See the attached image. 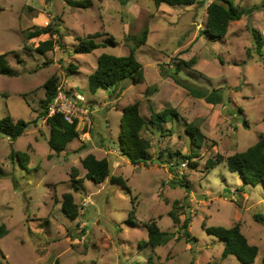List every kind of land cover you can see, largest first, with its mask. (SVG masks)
<instances>
[{
    "label": "rangeland",
    "instance_id": "1",
    "mask_svg": "<svg viewBox=\"0 0 264 264\" xmlns=\"http://www.w3.org/2000/svg\"><path fill=\"white\" fill-rule=\"evenodd\" d=\"M212 1L157 8L152 0H91L90 7L80 8L66 0H0V54H8L16 73L0 75V120L12 116L31 122L14 142L0 133V226L8 231L0 240V264H147L150 255L157 264H241L234 256L223 260L224 242L203 228L238 223L259 249L255 264L261 263L264 223L254 216H264V186L245 185L225 163L214 169L206 163L217 155L246 151L264 135V45L259 56L249 28L264 42V0H235L251 18L244 15L231 22L226 37L217 40L205 33ZM50 23L60 29L61 41L41 54L36 48L51 37L27 41L24 34ZM145 30L146 43L136 50L144 80H125L93 94L89 76L98 58L129 55ZM95 33L102 46L76 54L79 40ZM179 64L180 80L199 91L220 89L225 102L213 106L191 96L172 78ZM52 76L65 90L85 97L91 111L90 127L81 125L78 139L60 154L50 149V128L38 118L44 83ZM135 102L147 121L152 109L178 112L164 125L163 136L142 133L152 142L148 164L133 165L117 150L124 111ZM189 124L203 134L200 146L187 132ZM91 151L98 159H109L111 174L123 178L128 189L85 179L82 160ZM12 152L29 154L28 168L17 156L12 159ZM170 163L186 164L187 188L172 183ZM66 193H72L79 206L76 221L63 212ZM172 211L181 222L191 217L189 237L181 223L173 222ZM152 220L175 237L156 249L140 247Z\"/></svg>",
    "mask_w": 264,
    "mask_h": 264
},
{
    "label": "trees",
    "instance_id": "2",
    "mask_svg": "<svg viewBox=\"0 0 264 264\" xmlns=\"http://www.w3.org/2000/svg\"><path fill=\"white\" fill-rule=\"evenodd\" d=\"M157 8L165 4L171 7L181 5H196L201 0H152ZM69 6L88 8L91 6V0H81L79 2H72L66 0ZM244 15L251 18V12H245L235 6V0H213L207 7V27L205 33L212 37L213 40L223 39L228 33L229 24L234 21L242 19ZM57 20V19H55ZM250 31L256 39L257 53L262 56V48L264 42L258 32L249 27ZM148 31L145 30L139 42L130 50L127 56L117 57L109 54H102L98 58L96 70L89 76L90 91L95 94L99 90H110L117 87L125 80H132L138 84L144 80V68L136 57V50L146 43ZM27 41L49 35L50 40L41 42L36 48V51L44 54L52 51L61 41V31L55 28L52 23L45 27L35 26L33 29L25 32ZM56 37V39H54ZM99 33L91 34L79 40L75 47L76 54H89L98 50L102 45L97 42L100 38ZM114 43L112 40H108ZM27 48V46H26ZM29 49V48H28ZM181 64L177 66L172 78L177 84L189 90L191 96L204 100L207 104L216 106L223 104L225 98L222 90L215 89L212 91H199L192 89L185 82L179 79L178 74L181 70ZM68 73H72L71 68ZM0 75L14 77L16 73L11 69L8 61V54H0ZM59 78L52 76L44 83L45 99L40 102L41 112L38 115L39 119L45 120L50 128V135L48 144L52 151L57 154L66 150L69 143L78 139V124H69L65 122L61 115L49 116V108L58 94ZM141 104L135 102L129 105L123 115L122 129L118 136L117 147L121 156L128 160L133 165L148 164L150 162L149 150L152 148V142L144 137V131H149L152 134L160 133L163 136L164 125L170 123L178 116L175 109L167 108L161 112L151 110V119L147 121L140 111ZM31 122L24 120L15 121L12 116H6L0 120V133L9 138L11 141H16L25 134ZM155 129V130H154ZM187 132L192 136L194 144L200 146L204 140L203 134L195 124H189ZM20 161L24 168H28L30 163V155L22 152H12L11 157ZM185 157V156H184ZM186 160L191 159L190 156L185 157ZM225 163L227 168L232 173L240 175L245 185L257 186L262 184L264 186V135L256 144L249 147L246 151L236 153L229 157L217 155L215 158L209 159L206 163L209 169H214L219 164ZM171 173L175 174L172 180L174 185L178 184L181 187L187 188L183 181L184 176L180 175L177 168L180 164L170 163ZM169 165V164H168ZM82 167L86 171L85 179L96 184H103L109 181L112 185H119L123 189H128L125 180L121 177H115L111 174V163L109 159H98L95 155L89 154L82 160ZM78 169H74L71 174L72 182L76 183V174ZM177 179V180H175ZM62 209L66 217L71 221H76L79 217V206L75 203L72 193H66L62 197ZM178 203L174 204V209L177 208ZM175 224H182L181 228L185 231L186 237H189L188 227L191 223V217L186 218L181 222L179 215L175 211L170 213ZM254 219L259 223H264V216L257 214ZM203 228L209 235L215 236L224 242V251L222 259L225 260L229 256H234L241 264H255L259 249L256 245L250 244L247 237L242 233L241 225L238 223L231 228L225 227H206ZM148 239L140 242V247H151L156 249L167 243L175 237L173 233L164 232L161 230L155 220L149 221L146 225ZM8 234L6 225L0 226V240ZM154 256L150 255L147 264H157ZM209 264H218L212 262ZM260 264H264V257Z\"/></svg>",
    "mask_w": 264,
    "mask_h": 264
},
{
    "label": "built area",
    "instance_id": "3",
    "mask_svg": "<svg viewBox=\"0 0 264 264\" xmlns=\"http://www.w3.org/2000/svg\"><path fill=\"white\" fill-rule=\"evenodd\" d=\"M85 102L86 99L81 94L70 93L62 86H59L58 94L49 108V116L61 115L65 122L69 124L77 123L78 129H80L81 125L90 127L91 111ZM85 137L89 139L88 132ZM169 166H173V164H169ZM183 168H186L185 163L180 164L177 168L180 175H184Z\"/></svg>",
    "mask_w": 264,
    "mask_h": 264
},
{
    "label": "crops",
    "instance_id": "4",
    "mask_svg": "<svg viewBox=\"0 0 264 264\" xmlns=\"http://www.w3.org/2000/svg\"><path fill=\"white\" fill-rule=\"evenodd\" d=\"M45 19H47L46 17H45ZM44 19H41L40 18V20H39V22H41V21H43ZM46 20H44V22H45ZM40 27V26H39ZM43 36H45V35H43ZM43 36H41V37H43ZM41 37H38V38H41ZM36 39V38H35ZM70 92V91H69ZM72 93V92H71ZM87 101V100H86ZM118 150V149H117ZM119 151V150H118ZM119 153H120V151H119ZM89 154H92V151L91 152H89V153H87V155H89ZM87 155H85V157L87 156ZM93 155H94V153H93ZM120 155H121V153H120ZM84 157V158H85ZM113 158H115V156H112Z\"/></svg>",
    "mask_w": 264,
    "mask_h": 264
}]
</instances>
